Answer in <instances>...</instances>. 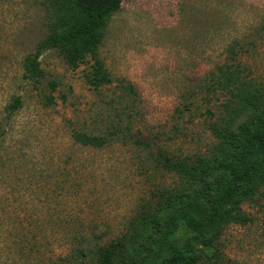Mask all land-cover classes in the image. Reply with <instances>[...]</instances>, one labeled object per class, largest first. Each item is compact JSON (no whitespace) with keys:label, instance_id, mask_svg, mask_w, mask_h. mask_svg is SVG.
Instances as JSON below:
<instances>
[{"label":"rangeland","instance_id":"374dc122","mask_svg":"<svg viewBox=\"0 0 264 264\" xmlns=\"http://www.w3.org/2000/svg\"><path fill=\"white\" fill-rule=\"evenodd\" d=\"M45 35L39 0H0V264H52L76 237L117 238L174 184L165 155L195 165L208 154L222 96L207 86L228 45L249 49L248 74L264 84V0H124L98 50L112 81L98 89L89 59L70 68L53 50L37 88L23 79ZM74 132L105 143L81 146ZM262 192L244 206L250 223L221 231L228 264H264Z\"/></svg>","mask_w":264,"mask_h":264},{"label":"trees","instance_id":"16d2710c","mask_svg":"<svg viewBox=\"0 0 264 264\" xmlns=\"http://www.w3.org/2000/svg\"><path fill=\"white\" fill-rule=\"evenodd\" d=\"M123 1L39 0L46 35L23 59V79L37 88L45 77L40 57L53 50L70 68L89 59L88 83L96 89L109 85L112 80L98 50ZM248 52L239 42L231 43L225 60L209 76L207 90L222 100L208 126L215 140L208 154L195 165L165 155L163 164L176 178L172 186L160 189L157 200L143 206L117 238L76 237L68 253L52 264H82L90 254L96 264L229 263L220 251L221 231L252 221L244 206L256 202L264 187V84L250 78L244 64ZM49 86L55 90L53 81ZM53 103L52 94L44 96L45 106ZM19 104L17 99L9 107ZM206 112L213 115L209 108ZM73 139L91 148L105 143L104 136L82 132H74ZM181 231L185 238L179 237Z\"/></svg>","mask_w":264,"mask_h":264}]
</instances>
